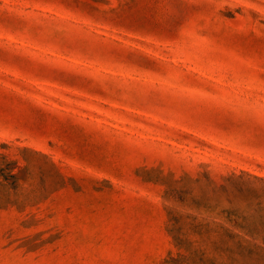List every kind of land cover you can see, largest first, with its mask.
<instances>
[{
	"label": "rangeland",
	"instance_id": "rangeland-1",
	"mask_svg": "<svg viewBox=\"0 0 264 264\" xmlns=\"http://www.w3.org/2000/svg\"><path fill=\"white\" fill-rule=\"evenodd\" d=\"M0 264H264V0H0Z\"/></svg>",
	"mask_w": 264,
	"mask_h": 264
}]
</instances>
